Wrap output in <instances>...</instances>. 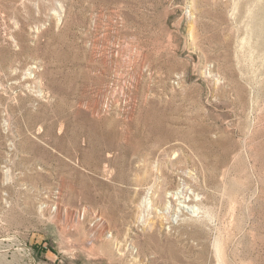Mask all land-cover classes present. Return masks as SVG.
I'll return each mask as SVG.
<instances>
[{"label":"rangeland","instance_id":"obj_1","mask_svg":"<svg viewBox=\"0 0 264 264\" xmlns=\"http://www.w3.org/2000/svg\"><path fill=\"white\" fill-rule=\"evenodd\" d=\"M0 264H264V0H0Z\"/></svg>","mask_w":264,"mask_h":264},{"label":"bare ground","instance_id":"obj_2","mask_svg":"<svg viewBox=\"0 0 264 264\" xmlns=\"http://www.w3.org/2000/svg\"><path fill=\"white\" fill-rule=\"evenodd\" d=\"M145 111L146 112L143 119L138 118L135 126L137 128H141L144 131L141 132L140 135L142 138L143 148H145L146 151H144V153L139 152V154H145L148 164L152 166H156V161L160 157H167L170 155L169 145L171 142L181 143L185 145L187 148L193 150L206 166L213 167L215 169L219 168L221 158L224 157L229 159L230 157H232L233 160H236L240 156H243V152L245 150H248V144L249 146H252L254 143L259 142L260 136H257L256 138H253V141H251L253 142V144L251 142H245L242 148H240L237 152H234L231 148V143L229 140L230 137L228 135H216V138H212L207 135L205 131L200 130V134L202 136L200 135L199 138L190 130L180 132L178 128L173 127L169 123H167V121L163 117L164 110L160 107L149 105L145 108ZM216 149L217 151L220 150V152L217 153V157L215 158L210 154V152L214 153L213 150ZM229 170L230 167L223 169L222 172L227 175L228 172L230 173L231 171ZM223 189L225 190V188ZM196 231L199 232V234H202L204 230L200 226H197Z\"/></svg>","mask_w":264,"mask_h":264}]
</instances>
